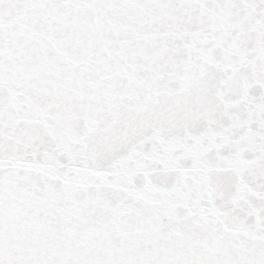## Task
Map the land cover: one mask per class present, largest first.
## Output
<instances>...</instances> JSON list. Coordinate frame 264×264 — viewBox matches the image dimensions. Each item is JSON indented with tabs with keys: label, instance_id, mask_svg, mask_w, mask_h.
<instances>
[{
	"label": "snow or ice",
	"instance_id": "snow-or-ice-1",
	"mask_svg": "<svg viewBox=\"0 0 264 264\" xmlns=\"http://www.w3.org/2000/svg\"><path fill=\"white\" fill-rule=\"evenodd\" d=\"M0 264H264V0H0Z\"/></svg>",
	"mask_w": 264,
	"mask_h": 264
}]
</instances>
